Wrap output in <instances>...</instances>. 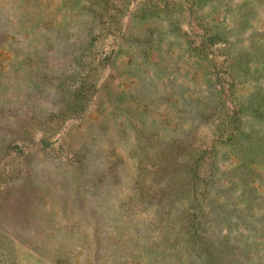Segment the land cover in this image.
I'll list each match as a JSON object with an SVG mask.
<instances>
[{
    "label": "rangeland",
    "instance_id": "374dc122",
    "mask_svg": "<svg viewBox=\"0 0 264 264\" xmlns=\"http://www.w3.org/2000/svg\"><path fill=\"white\" fill-rule=\"evenodd\" d=\"M0 264H264V0H0Z\"/></svg>",
    "mask_w": 264,
    "mask_h": 264
}]
</instances>
